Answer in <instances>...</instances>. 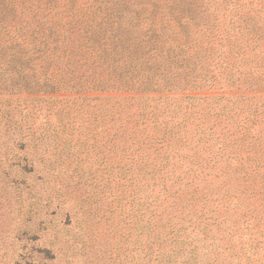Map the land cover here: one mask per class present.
Here are the masks:
<instances>
[{
	"label": "trees",
	"instance_id": "obj_1",
	"mask_svg": "<svg viewBox=\"0 0 264 264\" xmlns=\"http://www.w3.org/2000/svg\"><path fill=\"white\" fill-rule=\"evenodd\" d=\"M201 91L221 93L190 95ZM0 93H68L87 107L106 99L90 95H132L107 112L115 156L143 192L134 243L264 251V103L253 101L264 93V0H0ZM162 93L178 96L176 110L187 103L182 121L121 102ZM187 120L198 127L181 131ZM201 141L213 165L179 171Z\"/></svg>",
	"mask_w": 264,
	"mask_h": 264
},
{
	"label": "rangeland",
	"instance_id": "obj_2",
	"mask_svg": "<svg viewBox=\"0 0 264 264\" xmlns=\"http://www.w3.org/2000/svg\"><path fill=\"white\" fill-rule=\"evenodd\" d=\"M131 96L94 94L90 97L106 99L88 101L87 107L68 93L37 97L0 93V264H264V251L245 244L148 252L134 243L141 229L143 192L131 183L125 153L115 156L107 112L114 103L111 99ZM135 96L121 102L133 104L134 110L139 104L157 107L159 122L172 117L182 121L187 103L176 110L177 95ZM253 101L263 104L264 93ZM100 104L106 114L98 111ZM197 127L187 120L180 129ZM208 133L198 138L205 140ZM202 141L198 147H185L191 157L181 158L179 171L213 165L202 160L211 156Z\"/></svg>",
	"mask_w": 264,
	"mask_h": 264
}]
</instances>
